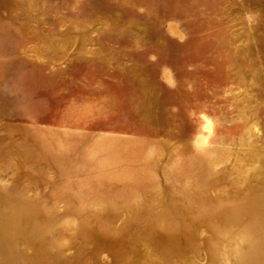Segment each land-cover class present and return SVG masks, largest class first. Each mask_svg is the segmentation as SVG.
<instances>
[{
	"label": "rangeland",
	"instance_id": "1",
	"mask_svg": "<svg viewBox=\"0 0 264 264\" xmlns=\"http://www.w3.org/2000/svg\"><path fill=\"white\" fill-rule=\"evenodd\" d=\"M0 264H264V0H0Z\"/></svg>",
	"mask_w": 264,
	"mask_h": 264
},
{
	"label": "clouds",
	"instance_id": "2",
	"mask_svg": "<svg viewBox=\"0 0 264 264\" xmlns=\"http://www.w3.org/2000/svg\"><path fill=\"white\" fill-rule=\"evenodd\" d=\"M204 119V124H203V130L205 132L211 133L212 129H213V124L212 121L210 119L207 118H202ZM193 143L194 145H196L197 147H199L202 143H207V138L201 136L199 133L194 137L193 139Z\"/></svg>",
	"mask_w": 264,
	"mask_h": 264
}]
</instances>
